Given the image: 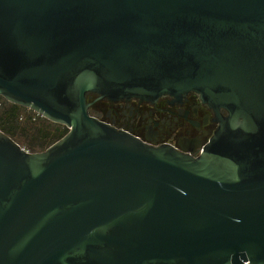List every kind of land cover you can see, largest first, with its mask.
<instances>
[{"label":"water","instance_id":"obj_1","mask_svg":"<svg viewBox=\"0 0 264 264\" xmlns=\"http://www.w3.org/2000/svg\"><path fill=\"white\" fill-rule=\"evenodd\" d=\"M190 92L197 155L87 101ZM0 96L67 128L0 130V264H264V0H0Z\"/></svg>","mask_w":264,"mask_h":264},{"label":"flooded vegetation","instance_id":"obj_2","mask_svg":"<svg viewBox=\"0 0 264 264\" xmlns=\"http://www.w3.org/2000/svg\"><path fill=\"white\" fill-rule=\"evenodd\" d=\"M95 98V94L87 96L89 113L99 120L148 144H169L191 155L202 150L217 126L213 110L194 92L181 98L161 96L153 103Z\"/></svg>","mask_w":264,"mask_h":264},{"label":"trees","instance_id":"obj_3","mask_svg":"<svg viewBox=\"0 0 264 264\" xmlns=\"http://www.w3.org/2000/svg\"><path fill=\"white\" fill-rule=\"evenodd\" d=\"M21 109L22 106L3 99L0 102V130L28 151L44 150L67 132L66 127L39 115L28 116L21 122Z\"/></svg>","mask_w":264,"mask_h":264},{"label":"rangeland","instance_id":"obj_4","mask_svg":"<svg viewBox=\"0 0 264 264\" xmlns=\"http://www.w3.org/2000/svg\"><path fill=\"white\" fill-rule=\"evenodd\" d=\"M4 98H0V102L3 100ZM20 113H21V117H20V121L23 122V120H25L28 116H34L36 117L37 115H39L38 113L34 112L33 110L29 109V108H26V107H23L22 106V109L20 110ZM40 116V115H39ZM42 117V116H41ZM61 125V124H60ZM63 126V125H62ZM65 127V126H63Z\"/></svg>","mask_w":264,"mask_h":264},{"label":"built area","instance_id":"obj_5","mask_svg":"<svg viewBox=\"0 0 264 264\" xmlns=\"http://www.w3.org/2000/svg\"><path fill=\"white\" fill-rule=\"evenodd\" d=\"M244 264H249L248 262H245Z\"/></svg>","mask_w":264,"mask_h":264}]
</instances>
